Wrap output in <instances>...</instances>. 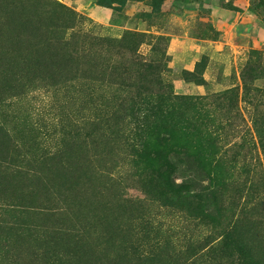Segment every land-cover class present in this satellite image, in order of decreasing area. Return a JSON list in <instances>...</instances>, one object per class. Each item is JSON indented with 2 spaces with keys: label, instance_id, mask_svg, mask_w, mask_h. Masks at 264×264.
Returning <instances> with one entry per match:
<instances>
[{
  "label": "rangeland",
  "instance_id": "rangeland-1",
  "mask_svg": "<svg viewBox=\"0 0 264 264\" xmlns=\"http://www.w3.org/2000/svg\"><path fill=\"white\" fill-rule=\"evenodd\" d=\"M0 264H264V0H0Z\"/></svg>",
  "mask_w": 264,
  "mask_h": 264
}]
</instances>
